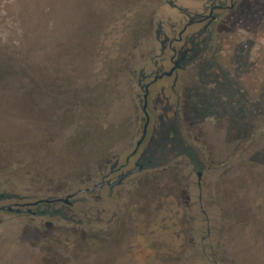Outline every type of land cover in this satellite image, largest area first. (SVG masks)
<instances>
[{
    "label": "rangeland",
    "instance_id": "1",
    "mask_svg": "<svg viewBox=\"0 0 264 264\" xmlns=\"http://www.w3.org/2000/svg\"><path fill=\"white\" fill-rule=\"evenodd\" d=\"M170 2L206 0H0V53L21 79L0 83V206L66 197L98 183L88 177L106 159L125 162L143 123L122 61L150 65L158 24L181 27ZM229 22L178 82L199 129L180 135L200 152L201 188L197 170L169 178L157 166L39 206L46 214L1 210L0 264H264V125L247 110L264 98V0L240 1Z\"/></svg>",
    "mask_w": 264,
    "mask_h": 264
},
{
    "label": "flooded vegetation",
    "instance_id": "2",
    "mask_svg": "<svg viewBox=\"0 0 264 264\" xmlns=\"http://www.w3.org/2000/svg\"><path fill=\"white\" fill-rule=\"evenodd\" d=\"M240 1L242 0H206L196 10L180 7L170 2V5L177 9L184 17L181 22L184 23L181 24V27H179V22H170L166 25L163 22L158 24L159 28L152 39H154V42H159L161 47L158 51L155 46L151 49L150 54L154 53V55L150 58V65L146 63L145 66L138 69L137 60L135 63L131 61L132 56L124 58L122 61H129L128 64L130 65L127 75L132 95L130 101H132L134 109L133 120L143 123L141 136L136 142L133 151L127 155L125 162L119 164V158L115 157L114 160L113 158H108L101 163L98 172L88 177V182L98 179L99 182L96 184L103 183V186L100 188L71 196L77 191L91 189L96 185L94 184L90 188L85 187L67 194L66 197H62L60 193H57L48 198H40L55 201L42 202L37 205L28 204L40 199L25 201L22 198H18L17 200L20 202H14V204H25V206L15 207L20 209L16 213L27 212L38 215L45 213V211L37 210L39 206L52 207L60 203L68 206L72 203L70 201L71 198L84 193H93L105 187L113 190L137 173L145 172L147 169L153 170L157 166L160 168L158 171H169V178L173 176L185 178L186 169L192 174L198 167L201 168L202 162L197 146L194 144L192 146L189 141L187 142L180 135V129L185 127L189 135L192 132L196 133L199 129L189 120L191 105L187 100V96L185 98V95H188L186 86H180L178 82L182 79L181 76L183 77L189 73L193 64L202 59L209 43L215 41L216 37H218L221 25L225 22L230 23V16ZM150 29H153V22H150ZM223 39L224 37H222ZM122 70L123 68L121 67V73H123ZM259 104L262 112H258L256 120L261 121L264 117V98ZM252 106L254 105L248 104L247 110L249 111V107ZM182 154L184 156L185 154L192 156L193 163L181 159L180 155ZM230 155L232 156L233 153H230ZM135 156V166L128 168L131 165V159ZM227 162L228 159L225 165H227ZM223 163L220 160L218 162L214 161L211 165L214 168H217V166L218 168H222L224 166ZM138 166L141 167L139 172L125 177L119 185L113 188L109 187L108 182L111 183L117 180L120 174ZM196 174L198 177V187L201 188V170H197ZM115 175L116 179H113ZM149 177L152 179L153 174L150 173ZM4 196L2 194L0 199H3ZM32 207H35L36 210H32Z\"/></svg>",
    "mask_w": 264,
    "mask_h": 264
},
{
    "label": "trees",
    "instance_id": "3",
    "mask_svg": "<svg viewBox=\"0 0 264 264\" xmlns=\"http://www.w3.org/2000/svg\"><path fill=\"white\" fill-rule=\"evenodd\" d=\"M263 49H264V46H263ZM10 59L11 58H9V56H5L4 57L3 53H0V83L1 82L5 83V84L15 83V84L18 85L19 83H21V79L16 74V72H14V65L12 66ZM26 66L31 71L33 70V68L30 66V64L28 62L26 64ZM30 77L35 81V79H36L35 72H34V74H31ZM23 84L26 86L25 82H23ZM7 87H9V86H0V88H7ZM251 111H254V113H256V117H257V114H258L259 111L262 112L261 108L259 109V107H258V109L254 108V107H251ZM261 122L262 123H260V125L262 127L264 125V117L262 118ZM260 125L258 127H260ZM256 133H257V130H254V134L255 135H256ZM251 140H252V137L248 135V137L246 138L245 142H249ZM263 197H264V193H263ZM46 213L47 212L45 211L44 214H46Z\"/></svg>",
    "mask_w": 264,
    "mask_h": 264
},
{
    "label": "water",
    "instance_id": "4",
    "mask_svg": "<svg viewBox=\"0 0 264 264\" xmlns=\"http://www.w3.org/2000/svg\"><path fill=\"white\" fill-rule=\"evenodd\" d=\"M138 145H139V143H138ZM140 170H141V167L138 166V167H135L134 169H131L129 171H126V172L120 174L118 176L117 180H115V181H113L111 183L108 182L109 187L113 188V187L119 185L125 177H127L129 175H132L133 173H136V172H138ZM102 186H103V183H99V184H96L95 186H93L91 189H83V190L77 191V192L73 193L71 196H74V195H77L79 193H83V192H86V191H92V190H94L96 188H100ZM0 197H2V194H0ZM51 201H55V200L40 199V200H38L36 202H33L31 204H28V205H37V204L42 203V202H46L47 203V202H51ZM23 206H25V204H7V205L0 206V210H7V211H10V212H13V211L19 212L20 209L19 208H15V207H23Z\"/></svg>",
    "mask_w": 264,
    "mask_h": 264
}]
</instances>
